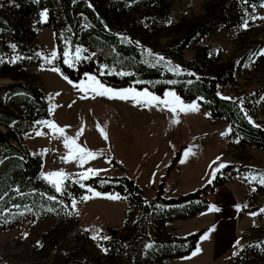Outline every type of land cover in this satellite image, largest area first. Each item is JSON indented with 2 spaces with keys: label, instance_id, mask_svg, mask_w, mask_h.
Masks as SVG:
<instances>
[{
  "label": "trees",
  "instance_id": "trees-1",
  "mask_svg": "<svg viewBox=\"0 0 264 264\" xmlns=\"http://www.w3.org/2000/svg\"><path fill=\"white\" fill-rule=\"evenodd\" d=\"M171 1L0 0V80H10L0 85V229L13 228L26 219L49 221L42 242L61 256L54 264H167L190 253L199 237H177L169 228L171 222L205 209L208 194L225 184L247 183L246 177L264 173V169L234 163L212 184L193 193L164 198L160 188L151 201L145 200L128 177L91 178L85 181L87 185L124 197L130 207L122 228H108L109 239L100 243L107 251L98 252L95 242L80 229L71 205L73 199L83 197L85 189L67 180L62 191L56 192L42 177L41 156L25 147V135L51 118L38 77L28 70L32 65L49 66L42 60L34 24L46 11L45 27L53 32L59 51L55 67L65 77L76 81L91 74L107 86L122 88L134 83L158 95L172 88L184 103L197 100L210 120L228 123L230 138L242 147L264 152V122L259 117L264 88L242 97L228 95L226 90L237 80L239 66L218 64L206 46L198 45L211 34L241 25L245 11L264 8V0H208L202 15L173 27L178 37L162 47L165 60L159 61L147 37L157 39L170 29ZM77 48L87 51L80 53L78 61L71 57L69 67L63 52L75 53ZM185 49L195 50L186 64L181 55ZM175 66L179 74L170 70ZM254 184L264 191V186ZM245 238L242 250L226 264H264V226L255 227ZM0 264L13 263L0 260Z\"/></svg>",
  "mask_w": 264,
  "mask_h": 264
},
{
  "label": "rangeland",
  "instance_id": "rangeland-1",
  "mask_svg": "<svg viewBox=\"0 0 264 264\" xmlns=\"http://www.w3.org/2000/svg\"><path fill=\"white\" fill-rule=\"evenodd\" d=\"M207 2L208 0H172L170 29L157 39L147 37L151 51L162 56V47L178 37L173 27L202 15ZM44 12L46 11H42L34 20V24L36 43L43 52L42 60L49 66L32 65L28 70L38 77L49 109H55L48 121L61 127L69 126L66 127L68 136H75L83 127L84 133L78 143L97 155L83 167H79L75 161L65 162L61 157L67 154L68 149L63 146V138L55 139L54 133L45 124L37 131L26 134L24 145L31 154L41 156L44 179L48 173L63 171L67 174L64 183L69 180L85 185L83 197L89 199H73L71 205L80 229L90 238L97 236L96 240L91 238L95 242L96 251H103L100 243L106 240L103 237H108V228H122L130 207L124 197L87 185L85 181L91 178L128 177L142 190L145 200L151 201L160 188L164 198H172L193 193L212 184L216 179L215 177L209 183L212 172L220 164L228 166L241 163L253 169H264V152L251 146L242 147L231 139L230 125L222 120H210L208 113L200 109L197 100L192 102L198 105L197 112L184 113L178 109L174 115L162 105V110L134 106L130 99L110 100L100 96L93 99L91 92L87 93L88 98H81L85 93L74 85L83 86V83H88L87 77L91 74H84L74 81L55 67L59 51L53 32L45 27L46 18L41 15ZM260 17H264V8L251 7L245 11L241 25L211 34L198 44L206 46L218 64L239 66L237 80L226 90L230 96L242 97L248 92L254 93L264 88V55H260L264 50V19ZM53 51L57 53L54 59L51 57ZM65 52L69 54V60L75 56V53L65 49L63 60L66 59ZM194 53V49H185L181 53L184 64L193 59ZM245 59L248 60L246 64H239ZM53 68L59 71H52ZM69 80L72 81L71 84ZM9 82L8 79H1L0 85ZM111 88H133L137 91L147 89L161 99H165L166 92H174L172 88H167L162 95H158L147 87H138L134 83L122 88ZM261 101L259 117L264 122V102ZM177 118L180 122L172 123ZM97 124L105 127L108 140L102 138ZM37 132L44 135H37ZM189 148L191 154L185 158L183 153ZM182 159L184 163H181ZM88 168L103 171L82 179L80 174ZM225 168L217 172L216 176ZM253 182H229L208 194L205 209L186 220L171 222L169 228L177 237L184 238L194 234H199V237L190 253L170 259L167 264H226L233 259L236 256L233 253L240 252L244 238L255 227L264 226V212L260 211L264 209V191L259 190V186ZM64 183L61 185L62 189ZM88 188L94 191L89 192ZM253 188L256 190L253 191ZM94 192L101 193V196L96 197ZM108 196L120 198L113 200L108 199ZM210 205L220 210L210 211ZM237 205L240 206L239 210ZM49 228V221L26 219L13 228L0 229V260L13 264H54L59 261L61 256L42 242L43 235ZM205 234L208 238L202 240L201 237ZM236 241H239V245H236ZM197 247L201 251L193 256Z\"/></svg>",
  "mask_w": 264,
  "mask_h": 264
},
{
  "label": "snow or ice",
  "instance_id": "snow-or-ice-1",
  "mask_svg": "<svg viewBox=\"0 0 264 264\" xmlns=\"http://www.w3.org/2000/svg\"><path fill=\"white\" fill-rule=\"evenodd\" d=\"M264 7V4L261 5ZM43 17L46 18L47 12H44L41 14ZM260 19H264V17H260ZM245 27H247V21L245 22ZM15 48V46H12ZM87 51L86 49H81L77 48L75 50V56L74 59L76 61L81 59V52ZM39 55V53H37ZM68 53L65 52L64 56L66 59L64 60L65 64H68L69 67L72 66V63L68 57ZM148 55H152L151 52H148ZM260 55H264V50L260 52ZM57 53L53 51L51 53V57L54 59L56 58ZM159 61H164L165 58L163 56L157 57ZM0 62H3V59L0 58ZM51 63V60L48 61ZM170 64V62H168ZM170 70L175 71L177 74L180 72L179 66H175V68H170ZM52 71H59V69L53 68ZM111 73V70H109V74ZM102 75L104 74L103 72L101 73ZM127 73L121 72L120 75H126ZM191 75V73H189ZM88 83H83V86L81 85H74L80 92L85 93V96L81 98H88L87 93L91 92L92 98L94 99L97 96L100 97H106L107 99H119L123 101L127 100H132L134 102V106H143V107H156L158 110L160 109V106L162 105L165 109L168 111L172 112L174 115L177 113L178 109L180 112L188 113V112H197L198 105L195 103L191 104H184V102L180 99L179 96L176 95L175 92H166L165 93V99H161L159 96L154 95L153 93L149 92L147 89L143 91H137L133 88H128V89H121V90H116L111 87L105 86L103 83L100 82L99 79H97L96 76L94 75H88L87 77ZM70 84L72 81H68ZM59 95V93L57 94ZM223 99H230L229 97H222ZM54 107L50 108V113L54 112ZM180 121L179 119H174L172 123L178 124ZM45 125L52 130L54 133V138L55 139H60L61 137L63 138V146L68 149V152L65 156L61 157L65 162H70V161H75L77 162L79 167H83L85 163L88 161L95 159L96 158V153L92 152L91 150L87 149L86 147L82 146L81 144L78 143L79 138L83 135L84 133V128L81 127L75 134V136H68L66 135V127H61L57 125L55 122H49L45 121ZM249 123H253L251 119H249ZM97 130L99 131L100 135L102 136L103 139L108 140V134L105 131V127H101L99 124H97ZM37 135H44L42 132H37ZM227 134V133H225ZM223 135V134H222ZM238 142V141H237ZM191 154V148L187 149L183 155L184 157H188ZM110 162V161H109ZM185 161L182 159L181 163H184ZM213 163H216V161H213ZM227 167L225 164H220L216 169L213 170L211 179L209 180V183L212 182V179H215L216 173L219 172L222 168ZM100 171H103L102 169H92L88 168L85 172H83L81 175L82 179H88L89 174L91 175H98ZM67 174L64 173L63 171H57V172H51L48 173L47 176H45V179L49 180L53 186L55 187L56 192H61L62 187L61 185L64 183V180L66 178ZM246 179H249L251 181H255L256 183L260 184L261 186H264V173H259L258 175H252L251 177H246ZM82 188L85 187V185L81 184L80 185ZM89 192H93L94 190L92 188L87 189ZM253 191L256 189L253 188ZM94 195L96 197L101 196V193L99 192H94ZM108 199H119L120 197L118 196H108ZM49 199H55L54 197H49ZM82 199L87 200L89 197H82ZM75 204V201L73 202ZM237 210H239V205L236 206ZM247 207V205H245ZM210 211H219L220 209L217 208L214 205L209 206ZM261 212H264V209L260 210ZM22 214V213H21ZM252 215H257V213H252ZM85 231H88V229H85ZM99 230H97L98 232ZM93 240L97 239L96 235H93L91 237ZM208 235L205 234L201 237V239H207ZM103 239H109L108 237H103ZM236 245H239V241H236ZM99 246V245H98ZM105 252L107 251L106 249H103ZM242 250V249H241ZM201 251L199 247L195 249V251L192 253L193 256L198 254ZM238 252H234L233 255H238Z\"/></svg>",
  "mask_w": 264,
  "mask_h": 264
}]
</instances>
